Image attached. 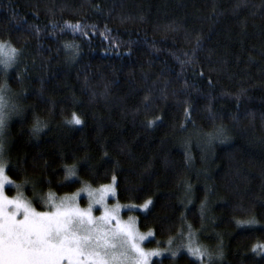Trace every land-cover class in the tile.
Returning a JSON list of instances; mask_svg holds the SVG:
<instances>
[{
    "label": "trees",
    "instance_id": "trees-1",
    "mask_svg": "<svg viewBox=\"0 0 264 264\" xmlns=\"http://www.w3.org/2000/svg\"><path fill=\"white\" fill-rule=\"evenodd\" d=\"M0 43L20 53L0 86L20 110L7 174L27 199L32 183L60 196L115 175L118 202L152 201L136 211L146 245L191 225L215 264H264V0H0Z\"/></svg>",
    "mask_w": 264,
    "mask_h": 264
},
{
    "label": "snow or ice",
    "instance_id": "snow-or-ice-1",
    "mask_svg": "<svg viewBox=\"0 0 264 264\" xmlns=\"http://www.w3.org/2000/svg\"><path fill=\"white\" fill-rule=\"evenodd\" d=\"M66 27L73 31L81 30L79 24ZM73 47L65 45L66 49ZM19 55V50L10 44L0 43V69L5 76L16 65ZM18 77L22 81V75L18 74ZM8 91L7 84L0 86V264H156L154 257L167 255L175 261L182 252L194 264H205V261L212 264L213 254L198 243L191 225H188V234L179 244L169 239L168 247L163 251L159 246L146 249L143 244L153 236V232L140 233L134 218H129L128 222L120 220L119 205L109 208L105 204L106 198L110 194L114 195L117 181L115 175L112 176L111 184L103 185L98 190V195L85 185L71 196L57 198L51 191L46 195L40 194L36 191L35 183H32L34 199H26L23 188L30 182L25 180L23 184H16L7 174L8 124L14 115L20 114L17 105L9 103L6 95ZM185 116L189 117L187 108ZM156 120L147 121V126L152 127ZM66 123L80 125L82 120L73 112ZM43 127V123L36 120L31 130L33 136H38ZM218 135L223 136V131ZM226 140L227 137H224L221 142ZM64 178L70 182L79 179L75 165L65 167ZM9 185L17 193L11 198L6 195ZM81 192H86L89 197L87 208H80L77 204ZM36 203L42 204L47 210L37 211L34 207ZM94 204L103 207V214L99 217L92 215ZM151 204L149 199L139 207L147 210ZM254 223V218L237 222L240 227ZM180 235L183 237V230ZM253 252L264 254V244L256 245ZM222 256L223 252L219 251L216 259Z\"/></svg>",
    "mask_w": 264,
    "mask_h": 264
},
{
    "label": "rangeland",
    "instance_id": "rangeland-1",
    "mask_svg": "<svg viewBox=\"0 0 264 264\" xmlns=\"http://www.w3.org/2000/svg\"><path fill=\"white\" fill-rule=\"evenodd\" d=\"M7 44H9V43H7ZM13 47V46H12ZM14 48V47H13ZM8 88V87H7ZM8 90H10L9 88H8ZM9 93H11V92H7V99H8V101H9V103L10 104H12V103H14L15 101H14V99L13 98H10V96H9ZM112 183V181L111 182H108V183H106V184H102V185H98V186H89L90 187V189L91 190H94V191H96L97 192V195L99 194V189H101V187L103 186V185H108V184H111ZM10 187H12L11 185H9ZM85 187V185L84 186H79V187H77L73 192H71V193H68V194H65V195H60V196H56L57 198H63V197H65V196H71L72 194H74V193H76V192H78L80 189H82V188H84ZM17 193H16V191L15 192H13V193H8L7 191H6V195L9 197V198H11V197H14L15 195H16ZM116 190H115V192H114V195H112V194H110L107 198H106V200H105V204L109 207V208H112V207H114V206H117V205H119L120 206V213H119V216H120V220L122 221V222H128L129 221V218H134L135 219V221H136V226H137V228H138V225H137V214H136V211H141V208L139 207V206H141V204H133V203H121V202H118L117 200H116ZM25 197V196H24ZM26 198V197H25ZM27 199V198H26ZM89 203H90V200H89V197H88V195H87V193L86 192H81L80 193V196L78 197V199H77V204L79 205V207L80 208H87L88 207V205H89ZM132 205H135V206H137V207H129V206H132ZM37 209V208H36ZM45 210H47L46 208L43 210V209H37V211H45ZM103 214V207L102 206H100V205H93V212H92V215L94 216V217H99V216H101ZM113 223H115L114 221H113ZM187 228V227H186ZM138 230H139V232L140 233H142V234H146V233H148L149 231H152V230H140L139 228H138ZM194 233H195V235H196V237L198 238V236H197V234H196V231L195 230H193V229H191ZM187 234H188V229H186V231H184V233H183V235H184V237H186L187 236ZM153 237V236H152ZM152 237H149V239H151ZM178 237V236H177ZM177 237L175 238V239H173L174 240V242H175V244H179L180 242H181V240H179V239H177ZM183 237V238H184ZM148 239V240H149ZM147 240V241H148ZM147 241H145L144 242V244H143V246L146 248V249H148V250H151V249H156L158 246H159V248H160V250L161 251H163L165 248H167L168 247V244H167V242L168 241H166L164 244H158V245H146V242ZM198 243L200 244V245H203L204 247H206L208 250H209V248H208V246H207V243L204 241V239H200V238H198ZM220 251V249L218 248L217 249V251H213V250H211L210 252L213 254V260H212V264H215V263H218V261H219V259H216V254L218 253ZM165 256H167V255H165ZM162 257H164V256H162ZM155 258V257H154ZM153 258V259H154ZM159 258H161V257H159ZM205 264H207V261H205Z\"/></svg>",
    "mask_w": 264,
    "mask_h": 264
},
{
    "label": "bare ground",
    "instance_id": "bare-ground-1",
    "mask_svg": "<svg viewBox=\"0 0 264 264\" xmlns=\"http://www.w3.org/2000/svg\"><path fill=\"white\" fill-rule=\"evenodd\" d=\"M116 197V196H115ZM160 241V240H159Z\"/></svg>",
    "mask_w": 264,
    "mask_h": 264
}]
</instances>
